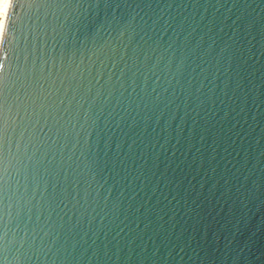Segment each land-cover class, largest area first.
<instances>
[{"label": "water", "instance_id": "water-1", "mask_svg": "<svg viewBox=\"0 0 264 264\" xmlns=\"http://www.w3.org/2000/svg\"><path fill=\"white\" fill-rule=\"evenodd\" d=\"M104 3L18 0L0 264H264V0Z\"/></svg>", "mask_w": 264, "mask_h": 264}, {"label": "snow or ice", "instance_id": "snow-or-ice-1", "mask_svg": "<svg viewBox=\"0 0 264 264\" xmlns=\"http://www.w3.org/2000/svg\"><path fill=\"white\" fill-rule=\"evenodd\" d=\"M17 5L18 0H11L9 8H8V15L5 23V28L3 35L0 36V46H2L4 39L7 36V33L9 30H11L13 26V18L17 14ZM104 7L107 8H130L131 5L127 3V0H112V2H109V0H105V3L103 4ZM65 7H68L69 5L64 4ZM75 7L76 5H72ZM99 6V5H97ZM123 19V17H121ZM134 19V17H133ZM130 23V20L127 21ZM76 43L75 39L71 41V47L67 48V41H66V47L62 48L61 54H60V65L61 67L64 66L65 63V55L68 56V64L71 66L75 56H76ZM53 64L52 68L56 67V58L55 56L52 57ZM47 61H44L43 65H41L39 68L33 63L31 66L25 64L20 67V74L23 77V79L20 82V87L18 89V92H22L24 96H31L32 90L36 88L37 85L40 83V79L43 77V75L47 72L48 75H51V70L45 69V65L47 64ZM0 68H3V64H0ZM6 104V100L3 98L2 89H0V140H6L7 139V121L4 119V107ZM6 171V169H5ZM4 235H7V230L4 231Z\"/></svg>", "mask_w": 264, "mask_h": 264}, {"label": "bare ground", "instance_id": "bare-ground-1", "mask_svg": "<svg viewBox=\"0 0 264 264\" xmlns=\"http://www.w3.org/2000/svg\"><path fill=\"white\" fill-rule=\"evenodd\" d=\"M11 0H0V36L3 35Z\"/></svg>", "mask_w": 264, "mask_h": 264}, {"label": "clouds", "instance_id": "clouds-1", "mask_svg": "<svg viewBox=\"0 0 264 264\" xmlns=\"http://www.w3.org/2000/svg\"><path fill=\"white\" fill-rule=\"evenodd\" d=\"M5 251L8 252L7 246H5ZM17 259H18V257H17Z\"/></svg>", "mask_w": 264, "mask_h": 264}]
</instances>
